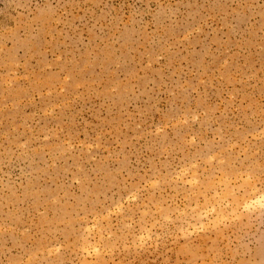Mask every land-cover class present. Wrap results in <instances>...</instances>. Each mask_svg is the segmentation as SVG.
<instances>
[{
  "label": "rangeland",
  "instance_id": "obj_1",
  "mask_svg": "<svg viewBox=\"0 0 264 264\" xmlns=\"http://www.w3.org/2000/svg\"><path fill=\"white\" fill-rule=\"evenodd\" d=\"M0 264H264V0H0Z\"/></svg>",
  "mask_w": 264,
  "mask_h": 264
}]
</instances>
